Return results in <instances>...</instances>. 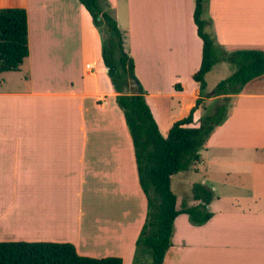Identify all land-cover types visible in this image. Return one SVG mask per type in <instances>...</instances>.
<instances>
[{"label":"crops","instance_id":"crops-1","mask_svg":"<svg viewBox=\"0 0 264 264\" xmlns=\"http://www.w3.org/2000/svg\"><path fill=\"white\" fill-rule=\"evenodd\" d=\"M119 1L109 0L113 16L167 136L199 96L194 0H122V11ZM4 7L25 8L29 54L18 70L0 72V241H67L81 255L135 263L147 201L90 14L79 0H0ZM204 17L224 50L264 52V0H207ZM212 94L192 126L222 97ZM199 167L212 215L193 225L179 213L163 264H264V73L232 95L200 160L172 175L171 187L176 177L183 190ZM85 193L89 203H80Z\"/></svg>","mask_w":264,"mask_h":264},{"label":"trees","instance_id":"trees-1","mask_svg":"<svg viewBox=\"0 0 264 264\" xmlns=\"http://www.w3.org/2000/svg\"><path fill=\"white\" fill-rule=\"evenodd\" d=\"M207 0H194L193 21L202 40V57L192 79L199 84V96L188 114L176 120L163 136L145 98V91L134 72V59L125 47V32L99 0H79L91 16L101 38V57L107 68L115 101L121 110L130 136L139 185L146 197L145 221L135 240V263L163 264L171 246L175 217L185 213L193 225L204 224L212 215L209 204L213 191L201 182L192 184L194 205L176 207L171 189V176L188 170L200 160V150L227 117L232 95L239 93L251 79L264 73V52L259 49L226 51L206 30L204 5ZM29 54L27 12L23 7L0 8V72L18 70ZM228 61L232 73L212 89L222 96L211 113L192 126L194 112L210 96L206 74L220 62ZM180 89V84L175 85ZM148 258L147 262L141 258ZM140 260V261H139ZM0 264H123L118 256L81 255L67 241H0Z\"/></svg>","mask_w":264,"mask_h":264},{"label":"rangeland","instance_id":"rangeland-1","mask_svg":"<svg viewBox=\"0 0 264 264\" xmlns=\"http://www.w3.org/2000/svg\"><path fill=\"white\" fill-rule=\"evenodd\" d=\"M101 1V4L106 6V9L108 7V11L113 15V10H112V6H110V2L109 0H99ZM119 8L122 11L123 10V5H122V0L119 1ZM99 33V32H98ZM216 66L212 69V71L210 73H208L205 77L206 83H207V91L208 92H212V89L215 87V85L222 79L226 78L227 76H229L232 71H233V67L232 65L226 61L224 63H216ZM212 97H216L211 95ZM221 101V98L219 100L214 99V101H209L208 103H206L204 108H201L199 111V117L200 119L202 117H204L205 115H207L208 113H211L213 108L215 107V105L217 103H219ZM203 174H204V169L202 168H198V170L195 173L189 174V176L186 177L185 179V184L186 186L184 187V192L183 190H181V188L176 184V177H174L173 179V183H172V191L175 193V195L178 198V202H180V204L177 206L178 208H181L182 204H186V205H191L194 201L191 193H187L189 191V189L187 188L188 183H194L199 179H203ZM85 197L87 199V202L89 203V195H87V193L84 194V196H82V194L80 195V203L81 200L84 201ZM182 201V202H181ZM135 250V249H134ZM133 264H136L133 262ZM141 264V263H138Z\"/></svg>","mask_w":264,"mask_h":264}]
</instances>
